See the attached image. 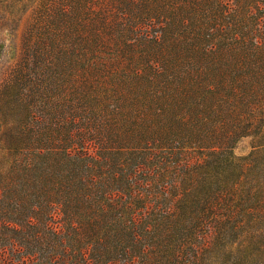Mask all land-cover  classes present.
Instances as JSON below:
<instances>
[{
	"label": "trees",
	"instance_id": "16d2710c",
	"mask_svg": "<svg viewBox=\"0 0 264 264\" xmlns=\"http://www.w3.org/2000/svg\"><path fill=\"white\" fill-rule=\"evenodd\" d=\"M27 14L0 264H264V0H0V32Z\"/></svg>",
	"mask_w": 264,
	"mask_h": 264
},
{
	"label": "rangeland",
	"instance_id": "374dc122",
	"mask_svg": "<svg viewBox=\"0 0 264 264\" xmlns=\"http://www.w3.org/2000/svg\"><path fill=\"white\" fill-rule=\"evenodd\" d=\"M28 14L21 18L15 30L0 32V83L5 78L9 70L19 60L21 36L27 24ZM250 152L249 141L245 140L240 143L235 154L237 156H246Z\"/></svg>",
	"mask_w": 264,
	"mask_h": 264
}]
</instances>
